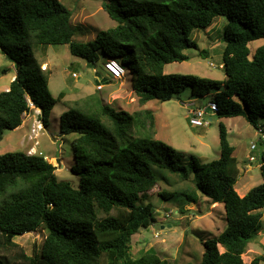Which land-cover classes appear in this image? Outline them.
Here are the masks:
<instances>
[{"label":"trees","instance_id":"trees-1","mask_svg":"<svg viewBox=\"0 0 264 264\" xmlns=\"http://www.w3.org/2000/svg\"><path fill=\"white\" fill-rule=\"evenodd\" d=\"M103 7L117 25L79 42L73 13L61 0H0V51L16 69L9 89L0 91V141L23 123L30 101L49 124L58 98L34 48L50 44H69L72 54L88 63L97 62L100 51L107 59L118 58L135 74L133 88L143 104L170 100L191 87L198 97L213 94L215 115L245 116L255 128L264 125L259 122L264 118V44L252 46L264 38V0H104ZM219 16L227 20L222 36L226 79L166 73L167 64L189 60L185 51L199 47L194 29ZM156 123L148 108L119 110L96 95L76 101L61 114L60 129L77 135L72 171L80 177L78 186L59 179L43 154H0V248H13L16 236L42 228L47 233L41 252L22 255L25 264H168L154 248L138 257L132 252L133 235L157 221L148 200L160 179L156 166L183 180L196 175L194 188L163 191L165 199L197 203L206 195L225 206L227 224L204 241L200 264L264 263V252L250 262L243 258L264 229V152L263 181L241 196L236 189L241 170L224 124L221 156L209 162L191 156L185 163L181 151L156 137ZM0 264L11 262L0 254Z\"/></svg>","mask_w":264,"mask_h":264},{"label":"rangeland","instance_id":"rangeland-1","mask_svg":"<svg viewBox=\"0 0 264 264\" xmlns=\"http://www.w3.org/2000/svg\"><path fill=\"white\" fill-rule=\"evenodd\" d=\"M61 1L73 13L72 23L76 27L74 35L76 41H92L99 31L117 25V21L111 18L103 7L104 0ZM226 22L225 17L219 16L209 26L195 28L192 38L197 41L199 47L187 49L185 52L190 56L189 60L169 63L165 66V72L226 79L222 40ZM263 44L264 38H261L254 41L252 46L258 47ZM34 54L40 62L49 60L51 71L47 63L42 64V68L49 71L47 72L49 88L53 96L58 98V102L49 117V125L38 137L42 140L40 148L32 147L33 141L38 140L32 137V130L27 134L24 144L20 140L22 137H18L21 131L10 130L8 133L12 135L0 142V154L26 150L47 155L49 161L56 166L58 178L69 180L74 186H78L80 177L72 171L75 163L72 142L77 135H63L60 118L61 114L75 105L76 101H83L96 95L119 110L134 112L145 108L151 109L157 122L156 137L181 151L185 163L191 156H195L201 162L218 159L221 156L220 125L224 124L228 130V138L235 147L234 155L238 158L241 170L236 184L239 194H246L253 186L263 181L259 162H249L252 154L250 145L257 141L259 136L256 135L255 126L245 116L221 118L215 115L210 124L201 127L190 123L189 110L194 107L192 104L207 105L213 94L198 97L193 95L191 87H187L183 92L174 94L170 100L152 99L143 104L133 88L135 74L131 70L128 69L122 80H112L111 77L109 79L111 81L105 79L108 74L105 69L107 58L101 51L98 52L99 59L95 63H88L84 58L72 54L69 44L38 45L34 48ZM11 65L12 62L0 51V91L11 84L15 69L3 72L4 68H10ZM99 82L104 84L102 89L97 88ZM259 122L264 123V118H260ZM57 158L61 161L59 162ZM153 170L160 179L149 192L148 200L155 205L157 221L150 227L141 228L133 235V255L138 257L154 248L168 264H200L205 251L204 241L218 235L227 224L225 206L222 203H214L206 195H201L197 203H189L177 198L178 196L165 199L161 195L163 191L194 188L196 175L192 173L188 180H183L179 174L161 170L156 166ZM171 210L177 213L166 217V213ZM46 233V230L41 228L18 235L15 237L17 246L10 249L0 248V254L5 255L11 264H25L27 261L22 255L40 254ZM220 249L223 250L221 246ZM263 252L264 229L248 245L243 258L250 262Z\"/></svg>","mask_w":264,"mask_h":264},{"label":"built area","instance_id":"built-area-1","mask_svg":"<svg viewBox=\"0 0 264 264\" xmlns=\"http://www.w3.org/2000/svg\"><path fill=\"white\" fill-rule=\"evenodd\" d=\"M105 69L108 72L107 77H111V79L115 80H122L127 74V68L118 58H108L105 63ZM103 86L104 84L102 82H99L97 88L102 89ZM192 105L194 107L189 110L190 123L197 127L206 126L210 124L212 122V117L216 114L218 110L217 102L212 99L207 105H195V103H193ZM30 106H34L31 101ZM31 130L33 132L32 137L35 139L39 137L42 131L44 132L45 124L41 119V112L37 116ZM256 135H258L259 138L257 141H253L250 145V150L252 154L249 157V162H259L258 164L259 166H261V156L264 152V125L259 124L258 127H256ZM36 143H38V140L36 141ZM255 152H257V154H254ZM173 213H177V211L171 210L170 212L166 213V217L172 216Z\"/></svg>","mask_w":264,"mask_h":264},{"label":"crops","instance_id":"crops-1","mask_svg":"<svg viewBox=\"0 0 264 264\" xmlns=\"http://www.w3.org/2000/svg\"><path fill=\"white\" fill-rule=\"evenodd\" d=\"M41 63H42V64L47 63L48 66L50 67V62H49V60H45V61H43V62H41ZM8 69H12V70H14V69H15V64L12 63V65H11L10 68H8ZM14 71H15V72H14L12 78H11V82H12V80H14L15 75H16V69H15ZM50 71H51V67H50ZM11 82H10V83H11ZM9 87H10V85L6 86V87L4 88V90H8ZM40 112H41L40 108H37V107H35V106L31 107V109L29 110V112L26 113V114H24V117H23V123H22L18 128H16L15 130H11V132L21 131V133L18 135V137H22V138L20 139L22 144H24L25 139H26V136H27V134L31 131V128L33 127L34 122H35V120H36V118H37V116L39 115ZM48 125H49V124H48ZM48 125H47V126H48ZM47 126H45V128H46ZM9 135H10V133L7 132V134L5 135L4 139H5V138H8ZM11 135H12V134H11ZM11 135H10V136H11ZM63 135H64V134H63ZM4 139H3L2 141H4ZM2 141H0V142H2ZM11 142H13V141H11ZM27 143H28V142H27ZM34 143H35V144H34ZM41 145H42V140L38 138V144L36 145V141H33V145H32V147H36V149H38V147L40 148ZM32 147H31V148H32ZM24 148H26V145H24ZM25 152H27V153H29V154H34L35 151H34V152H29V151H26V150H25ZM51 158H53V157H51ZM57 159H58V158H57ZM48 160H49V159H48ZM58 161L60 162L61 160L58 159ZM238 193H239V192H238ZM240 195L243 196V195H245V193L240 194ZM217 204H218V203H217ZM222 204H223V203H222Z\"/></svg>","mask_w":264,"mask_h":264},{"label":"clouds","instance_id":"clouds-1","mask_svg":"<svg viewBox=\"0 0 264 264\" xmlns=\"http://www.w3.org/2000/svg\"><path fill=\"white\" fill-rule=\"evenodd\" d=\"M127 71H128V69H127ZM106 76H107V75H106ZM124 78H125V77H124ZM105 79H106L107 81H111V80H109L110 78H108V77H106ZM112 80H113V79H112ZM214 116H215V115H214ZM255 130H256V128H255ZM34 154H35V153H34ZM46 156H47V155H45V157H46ZM46 159H49L48 156H47Z\"/></svg>","mask_w":264,"mask_h":264},{"label":"bare ground","instance_id":"bare-ground-1","mask_svg":"<svg viewBox=\"0 0 264 264\" xmlns=\"http://www.w3.org/2000/svg\"><path fill=\"white\" fill-rule=\"evenodd\" d=\"M217 204V203H216Z\"/></svg>","mask_w":264,"mask_h":264}]
</instances>
